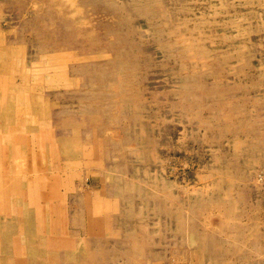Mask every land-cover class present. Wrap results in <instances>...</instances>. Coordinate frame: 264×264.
Listing matches in <instances>:
<instances>
[{
	"label": "rangeland",
	"instance_id": "obj_1",
	"mask_svg": "<svg viewBox=\"0 0 264 264\" xmlns=\"http://www.w3.org/2000/svg\"><path fill=\"white\" fill-rule=\"evenodd\" d=\"M0 264H264V0H0Z\"/></svg>",
	"mask_w": 264,
	"mask_h": 264
}]
</instances>
